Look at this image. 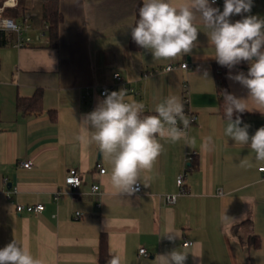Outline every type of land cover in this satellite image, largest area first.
<instances>
[{"label": "crops", "instance_id": "1", "mask_svg": "<svg viewBox=\"0 0 264 264\" xmlns=\"http://www.w3.org/2000/svg\"><path fill=\"white\" fill-rule=\"evenodd\" d=\"M140 2L60 0L62 20L55 41L46 35L48 44L0 46V249L15 240L45 264H99L103 239L108 254H120L123 264H155L157 255L175 248L188 253L185 264H264V177L258 171L264 164L255 163L249 147L224 135L228 120L218 113V62L208 30L197 15L200 32L191 53L153 60L148 50L129 44ZM170 2L178 6L187 0ZM212 6L223 11L224 0ZM249 15L264 19V0H252L250 12L233 14L230 21ZM32 23L30 34L42 25ZM170 64L175 68L165 70ZM249 67V62L225 66L224 79L229 93L246 100L251 110L240 117L251 136L264 127V113L248 89L229 78L247 75ZM114 73L135 90L126 100L143 103V115H156L158 103L177 95L184 112L196 117L186 130L196 138L195 147L183 140H161L164 151L151 172H141L142 190L132 195L117 194L111 187V165L98 146L76 139L83 116L105 98L102 87L108 93L119 91ZM36 91L40 110L18 111V98L29 99ZM208 136L213 140L210 151L201 149ZM189 151L196 157L186 168ZM245 156L253 159V167L239 166ZM24 160L31 162L30 169L18 166ZM70 169L82 180L72 193L64 183ZM180 174L185 176L184 191L167 204L164 195L179 193ZM93 185L99 188L96 193ZM9 191L14 192L7 197ZM18 203L42 204L43 210L17 213ZM166 234L178 238L169 240ZM252 237L257 246L249 244ZM184 241L191 244L182 246ZM141 248L146 256L139 255Z\"/></svg>", "mask_w": 264, "mask_h": 264}, {"label": "clouds", "instance_id": "2", "mask_svg": "<svg viewBox=\"0 0 264 264\" xmlns=\"http://www.w3.org/2000/svg\"><path fill=\"white\" fill-rule=\"evenodd\" d=\"M216 0H187L174 6L170 0H142L135 25L131 27L134 42L148 50L153 60H174L191 53L200 32L195 25L197 15L202 20L209 42L215 49L214 58L229 69L247 61V75L243 72L229 78L242 84L249 91V98L261 113L264 109V19L249 15L231 22L233 14L248 13L252 0H224L223 11L213 7ZM7 23V22H6ZM204 77H207L205 72ZM127 89L111 91L96 108L83 116L80 134L76 137L84 144L95 143L109 160L111 171L108 181L117 194L132 195L138 191L141 172H151L158 157L164 151L160 142H179L194 148L196 138L187 129L190 119L177 95L168 96L155 106L156 115H143L144 105L126 100ZM244 99L225 93V116L228 120L224 135L242 148L249 147L255 153L256 164H264V127L249 135L248 124L242 125L239 115L251 111ZM182 125V127H181ZM211 136L203 139L201 149L210 151ZM240 167L251 168L253 159L243 157ZM147 186L146 184H144ZM167 235L169 240L178 237ZM188 253L177 248L155 257V264H185ZM0 264H45L34 257L30 250L15 240L0 249ZM107 264H123L120 254H113Z\"/></svg>", "mask_w": 264, "mask_h": 264}, {"label": "built area", "instance_id": "3", "mask_svg": "<svg viewBox=\"0 0 264 264\" xmlns=\"http://www.w3.org/2000/svg\"><path fill=\"white\" fill-rule=\"evenodd\" d=\"M211 2V0H210ZM218 3V0H216L215 4ZM18 7V0H1L0 1V41H2L3 45L11 46L14 48H21V47H27L32 45L34 42L37 43H49V39L46 36L48 31V25L46 23L42 24L41 27H39L34 34H30L35 30L32 19L34 17V14L32 12H21L17 15H14L13 17L6 16V12L8 10H16ZM7 22V23H6ZM181 68H186V63L180 64ZM175 68L174 65H167L165 67V70H171ZM113 79L115 81V86L120 89H127V93H135V90L130 86L127 85V83L123 82L119 73L113 74ZM110 88V87H109ZM111 89V88H110ZM108 93V87L103 86L100 90V95L105 96ZM185 115L189 117L191 123H194L196 120L195 115L189 112H185ZM182 127V125H181ZM196 157L195 151H189L184 156V164L185 167L188 168L189 164H191ZM19 167L24 169H30L31 168V162L28 160H24L19 162ZM99 174H104L105 170L97 165ZM258 171L263 174L264 177V167H259ZM184 179L185 176L183 174H180L176 178V186L179 189V193L175 195H164L163 200L167 204H174L179 196L184 191ZM64 183L69 188L70 192H74L76 189H78L82 183L81 177L79 175V172L76 169H70L66 173L64 177ZM98 186L93 185L91 187V191L93 193H96L98 191ZM142 190L141 184H138V192ZM14 191H9L7 193V197H10L11 193ZM43 210L42 204H36V205H22V204H16L15 205V211L17 213H38ZM79 213H75V218H78ZM191 242L184 241L182 243V246H189ZM139 255L146 256V252L143 248L139 249Z\"/></svg>", "mask_w": 264, "mask_h": 264}, {"label": "trees", "instance_id": "4", "mask_svg": "<svg viewBox=\"0 0 264 264\" xmlns=\"http://www.w3.org/2000/svg\"><path fill=\"white\" fill-rule=\"evenodd\" d=\"M34 1L39 2V17L38 20L40 24L46 23L48 25V31L47 35L51 41H55L56 36H57V28L59 23L62 20V17L58 11V3L60 0H18V7L16 11L18 13L21 12H31L32 9V3ZM31 3V5H29ZM142 6V3H138L135 9V20L134 24L138 17L139 13V8ZM35 18V17H33ZM33 20V19H32ZM241 20V17H237L234 22ZM130 47L133 49H139L140 46H138L134 40L132 39V35L130 33ZM3 45L2 41H0V46ZM247 61H241L237 65H245L247 64ZM224 69L225 66H221L220 64L217 63L216 68H215V77H216V83H217V90H218V113L224 118L227 119L225 116V102H224V95L225 93H229V90L225 84V79H224ZM40 92L36 91L34 95L29 98V99H21L18 98L16 105L18 111H21L22 113H27L29 111L31 112H38L40 110ZM239 115L240 117L244 116L245 113H235L233 114V119L236 118V116ZM255 237H252V239L249 240V244H252L253 246H257V239L256 242L254 243ZM243 244V242H241ZM112 255L108 254L107 249H106V243L103 239H100V247H99V264H107L109 259L111 258Z\"/></svg>", "mask_w": 264, "mask_h": 264}, {"label": "rangeland", "instance_id": "5", "mask_svg": "<svg viewBox=\"0 0 264 264\" xmlns=\"http://www.w3.org/2000/svg\"><path fill=\"white\" fill-rule=\"evenodd\" d=\"M29 5H31V3H29ZM31 12L35 15V18H33V21L37 22L38 17H39V2L38 1H34L32 3ZM17 14H18V11L16 10H8L5 15L9 17H13L14 15H17Z\"/></svg>", "mask_w": 264, "mask_h": 264}]
</instances>
